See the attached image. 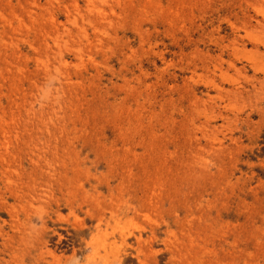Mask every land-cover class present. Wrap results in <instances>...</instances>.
Wrapping results in <instances>:
<instances>
[{"label":"rangeland","instance_id":"1","mask_svg":"<svg viewBox=\"0 0 264 264\" xmlns=\"http://www.w3.org/2000/svg\"><path fill=\"white\" fill-rule=\"evenodd\" d=\"M0 264H264V0H0Z\"/></svg>","mask_w":264,"mask_h":264},{"label":"bare ground","instance_id":"2","mask_svg":"<svg viewBox=\"0 0 264 264\" xmlns=\"http://www.w3.org/2000/svg\"><path fill=\"white\" fill-rule=\"evenodd\" d=\"M126 236V235H125Z\"/></svg>","mask_w":264,"mask_h":264}]
</instances>
